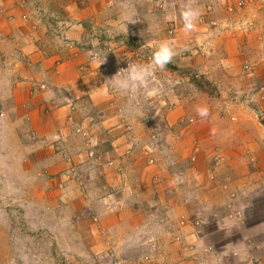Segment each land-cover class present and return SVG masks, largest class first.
I'll return each instance as SVG.
<instances>
[{"label":"crops","instance_id":"obj_1","mask_svg":"<svg viewBox=\"0 0 264 264\" xmlns=\"http://www.w3.org/2000/svg\"><path fill=\"white\" fill-rule=\"evenodd\" d=\"M18 1L21 0H0V19L5 22L8 28L7 33L11 38L19 34L26 44V50L32 52L29 56L25 53L23 57L26 59L28 57L32 62L34 60L40 67L39 76L31 84V88L29 90L27 88L24 96L21 92V98L25 99L23 106L26 108L25 112L29 119L25 123V128L32 127L39 130L38 136L41 139L56 138L58 140L60 138L58 145L75 153L74 158L80 156L91 159L88 154L90 150L95 151L98 156L102 155L101 159L93 158V160L102 161L104 166L85 169L86 172L80 175L82 184L88 185L97 175L105 174V177L112 182L119 179L124 182L123 184L128 185L131 173L126 166L121 165L127 161V165L133 168L141 188L140 190L135 188L127 198L113 204L123 211L121 216L123 219L118 222V227L121 228L119 234H123L126 226H133V221L128 214L141 211V202L137 195L143 193L144 182H148L149 186L146 188L152 193L163 196H166L163 188L168 186L167 189L171 191L167 195L169 207H172L171 211H174L179 218L175 220L174 226L172 225L173 229L166 233L172 236L168 249L163 250L162 242L159 240L155 245L158 251L156 255L163 260V264H224V261L226 264L228 258H235L238 264H264V219L256 221L254 226L246 223V207L244 208L245 204L239 200L243 195L248 196L245 197L247 200L252 198L253 187L264 194V155L254 149L255 141L248 138L249 133L238 129L242 126L241 119L229 116L230 131L236 128V136L227 138L223 137L226 132L219 136L221 123L213 124V121L208 119V114H212L214 109H201L206 113L209 111L208 114L204 116L199 114L198 123L196 119L195 123L186 125L180 120L181 117H197V115H190L195 112H191V109L196 107L195 96L186 90L189 89L188 85L184 86V89L180 87L181 84H176L182 79L175 70L158 68L141 84L128 90L114 87V79L119 80L127 75L129 67L123 68L127 62L133 67L147 66L133 57L136 52L124 44L122 41L124 36H129L134 43H138L139 38L143 39L140 35L145 31L159 34L166 28L175 27L176 37L167 41L173 47L175 56L176 52L180 51V46L195 41L193 39L195 37H192L195 31H200L197 38L201 41L208 35L210 28L195 26L194 30L186 32L181 13H178L175 8L176 0H155L153 4L164 9L158 8L154 12L150 9L141 10L140 6H144L147 0H26L27 4L24 8L14 3ZM186 1L190 2V0ZM22 13L28 15L27 20L21 18ZM215 29L226 38L222 41H220L221 38H217L216 41L210 42V46L203 42L204 49L201 46L197 50L201 53L199 62L203 63L198 68L204 69L202 74L219 88L220 84H217L213 77H220L225 73H229L230 76V69H225L226 65L230 66L231 61L232 64L233 62L236 64L238 55L243 52L249 56L258 54L252 43L255 30L250 25L242 28L239 23L228 31L220 27ZM258 32L264 34L263 31ZM212 33L214 34L215 31ZM154 40L156 38L149 39L147 45L157 50L162 41ZM213 59L216 60L213 61ZM241 59L243 62L246 58L242 56ZM259 64L261 67V63H256V66ZM100 70L105 72V84L100 83ZM119 70L122 71L121 74ZM254 71L245 73L248 82H254V77L255 80L259 79L256 77L257 70ZM159 72L172 77L162 80L158 75ZM250 74L254 76L251 77ZM152 75L156 76L152 77ZM142 85L146 88H142ZM191 86L194 88H191V91L198 90L195 85L191 84ZM228 90L233 92L234 88H228ZM247 90L245 89L241 94L251 95V92ZM161 91L165 95L160 94ZM257 94L260 95L261 92L258 91L255 96ZM14 96L17 97L16 93ZM226 96L235 98L232 94H226ZM163 97L175 104L171 112H164L161 109L159 102ZM71 105H75L78 110L75 122L72 123L68 121ZM258 107L264 110V106ZM120 108L123 109L122 113L118 111ZM189 112L190 116H187ZM2 115L0 116L2 128L6 125L16 130L17 124L13 118H6L5 113ZM145 116L151 117L153 122L151 125H144ZM262 120L264 119L259 120L258 126H262ZM180 123L185 126L182 127ZM129 124L132 126V132L131 139L127 140L124 130ZM175 125L179 131L173 134L174 143L189 151L185 159L187 167L185 161L179 159L176 162L175 158L172 163H175L176 167L171 168L170 158L166 159L165 156L163 157V152L159 151L162 145L159 138H151L149 134L161 126L168 128ZM202 125L211 126L212 131L209 137L206 136L207 130L201 127ZM77 126H88L91 130H106L103 140L107 143L100 145L101 140L94 136L92 146H87L82 136L76 132ZM139 129L142 131L141 136L138 134L135 137ZM13 135L15 136V132ZM143 136L150 141L152 155L157 160L156 167L147 166L146 157L137 152L142 148H137L136 144L138 147L146 144H140L137 141L138 137L144 138ZM212 139L219 141L215 147L216 150L205 147V143L208 145ZM199 140L203 142L200 150L196 151L193 146ZM238 141L242 145H238ZM10 142L5 143L10 145ZM18 142L27 147L24 143L27 142L26 139H18ZM46 142L51 143L48 140ZM227 145L231 147V150L223 148L228 147ZM104 147L105 151H102ZM155 149L156 153H154ZM215 152H220L225 157V161L218 168L214 164ZM137 157L138 160L135 159ZM108 160H112L114 165H108ZM156 169L159 170L157 174L159 178L164 180L163 185L155 186L150 182L151 175L156 172ZM213 175H215L214 178H212ZM228 176L231 180L229 189L225 190L222 183ZM253 180L257 183L252 185L249 181ZM182 181H185L183 187L180 186ZM184 217L187 221L183 219ZM210 219L212 223L209 222ZM184 220L186 223H183ZM100 221L98 225L100 224L101 227ZM197 221L200 222L199 226L195 225ZM241 225L246 226L248 234L235 233V226ZM102 230L108 235L109 242H112L114 237L109 235L104 227ZM252 233L254 237L248 236ZM117 237L116 233L118 240ZM176 242L183 244V247L176 248L173 244ZM158 263L160 264V260Z\"/></svg>","mask_w":264,"mask_h":264},{"label":"rangeland","instance_id":"obj_2","mask_svg":"<svg viewBox=\"0 0 264 264\" xmlns=\"http://www.w3.org/2000/svg\"><path fill=\"white\" fill-rule=\"evenodd\" d=\"M153 2L155 0H147L144 6H140L141 10L150 9L154 12L158 8L164 9L159 5L157 7ZM237 2L238 0H190V2L176 0V3L174 1L178 13L189 6L198 10L196 28L207 26L210 29L208 35L203 37L201 41L197 38L200 31H195L194 36H192L195 37L193 38L195 41L180 46V51L176 52L172 59L179 66L177 75L183 80H181L180 87L188 85L189 89L186 90L195 96L196 107L191 109V112H195L194 114L189 112L187 116L197 115L198 117V110L203 108L206 110L214 109L212 114L207 112L208 119L212 120L213 124L221 123L219 136L221 137L226 132L224 138L236 136V128L230 131L229 116L241 119L242 126H239L238 129L247 131L250 135L248 138L255 141L254 149L264 155V125L258 126L259 120L264 119V110L258 107L264 106V34L258 32H264V0H248L244 9L237 10L233 14L229 13L228 7ZM212 21L216 24L213 25ZM239 23L242 28L250 25L255 30L252 43L258 55L249 56L243 52V54L238 55L239 59L236 64L235 62L232 64L231 61L230 66H225V69H230V76L229 73H225L220 77H213L215 82L220 84L219 88L214 85L217 89L216 96L196 88L195 92L191 91V88L194 89L191 86V84L194 85L191 82V77L195 74L206 76L202 74L204 69L198 68L203 65L199 62L201 54L197 51L200 49L199 47L202 46L204 49L205 44L210 46L211 41H216L217 38H221L220 41H222L226 38L225 35L215 29L216 27L226 28L225 30L228 31ZM7 29L5 22L0 19V116L5 113L6 118H13L17 127L16 130L12 129L11 126L8 128L6 125H3L2 128L0 123V264H139L144 254L152 261L158 263L160 260V264H163V260L157 256L158 251L155 245L159 240L162 242L163 250L168 249L167 246H169L172 236L166 235V233L173 229L172 227L179 218L174 211H171L172 207H169L167 195L170 193H165L166 196L154 194L146 188L149 186L148 182H144L143 193L137 195L141 202V211L136 214L133 212L128 214L133 221V226H126L123 229V234H119L121 228L118 227V222L123 219V217L121 218L123 211L113 204H117L118 200L122 201L127 198L135 188L140 190L141 186L137 183V176L133 168L129 167V164L127 165V161L124 162L125 165L121 164L126 166L131 173L128 185L123 184L124 182L119 179L112 182L105 177V174L97 175L88 185L82 184L80 175L86 172L85 169L93 166H104L102 161L98 162L93 158L84 159L80 156L74 158L75 153L58 145L60 138L58 140L56 138L54 140L41 139L38 136L39 130L37 131L32 127L25 128V123L29 119L25 112L26 108L23 106L25 99L21 97L25 95L27 88L29 90L31 84L36 81L40 67L36 65L34 60L32 62L28 57V60L24 58L25 53L29 56L32 52L26 50V44L19 34L13 35L11 38ZM175 29V27H169L159 34L145 31L140 35L143 39L140 40L139 38L138 43H129V40L132 39L129 36H124L122 41L136 52L133 57L143 62L142 60H147L148 53L156 51L152 46L147 45L149 39L156 38L154 41L169 42L176 37ZM170 30L174 32L170 33ZM213 31H215L214 34ZM203 42L206 43L203 44ZM242 56L246 58L243 62ZM215 60L213 59V61ZM245 62L251 63V71L257 70L258 75L256 77H259L258 80H255V77L253 78L254 82L246 80L247 74L245 73L251 71L244 70ZM256 63H261L262 66L260 67V64L256 66ZM222 67L224 68V66ZM158 75L162 80L172 77L162 72H159ZM250 75L251 77L254 76ZM141 87L146 88L144 85ZM228 88H234V91L232 92ZM245 89H248L247 91H250L251 95H242L241 93ZM258 91L261 94L255 96ZM14 93L17 97L14 96ZM159 93L165 95L163 91ZM226 94H232L235 98H227ZM197 117L193 118L198 119V123L199 117ZM184 126L182 125V127ZM201 127L207 130L205 134L209 137L212 131L211 126L202 125ZM256 128L260 129L257 130ZM216 129H218L217 126ZM228 129L229 133H227ZM153 131L157 133V137L162 143L159 151L163 152V157L171 160V168L176 167V164L172 163L175 158L176 162L179 159L185 161L187 167V160L185 159L188 157L189 151L187 148L175 144L173 140V134L179 131L176 125L168 128L161 126ZM14 132L15 136L13 135ZM91 132L92 137L95 136L101 140L100 145L107 143L103 140L105 133H107L106 130L92 129ZM141 132L139 129L135 137ZM18 139H26L27 142L24 143L27 147L22 146ZM138 139V143L146 144L140 147L136 144L137 148H142L137 152L144 158L152 157L155 163L153 165H150L149 162L146 163L147 166L154 167L157 160L152 155L150 141L145 137H138ZM46 140L51 143L46 142ZM202 140L206 141L205 139ZM7 141H11V144H6ZM202 142L196 141L193 146L194 150H200ZM217 143L219 144V141L216 142L215 139H212L208 145L205 143L206 146H204L206 149L208 147L215 148ZM237 143L242 145L239 141ZM152 146L154 147V145ZM218 146L222 148L221 145ZM223 148L231 150L229 146ZM102 151H105V147L102 148ZM156 152L155 149L154 153ZM218 154L221 153L215 152L213 158ZM135 159L138 160V157ZM158 172L159 170L156 169V172L151 175L150 182L155 186L164 183V180H161L157 175ZM184 182L180 183L181 187H183ZM250 182L252 185L257 183L254 180ZM167 188L168 186L163 188L164 192ZM257 189L252 188L253 195L249 200L245 199L248 197L245 195L239 199L245 204L243 207H246L245 221L251 223L252 226L256 221L264 219V194ZM95 217L99 218L98 222L94 220ZM99 221L102 222V228L99 226L100 224L98 225ZM209 222L212 223L211 219ZM246 226H235V233L243 235L246 232L248 234ZM103 227L109 235L114 237L112 242H109L108 235L103 233ZM252 235L253 233L248 236L252 237ZM173 244L176 248L183 247V244L177 242ZM234 259H226V264H238Z\"/></svg>","mask_w":264,"mask_h":264},{"label":"built area","instance_id":"obj_3","mask_svg":"<svg viewBox=\"0 0 264 264\" xmlns=\"http://www.w3.org/2000/svg\"><path fill=\"white\" fill-rule=\"evenodd\" d=\"M14 3H18V6H20L21 8H24V7H26L27 1L26 0H21V1H18V2H14ZM247 4H248V0H238V2L236 4L230 5L228 7V12L233 14L237 10L244 9L247 6ZM21 18L24 19V20H27L28 19V15L22 13L21 14ZM212 24L215 25L216 23L212 21ZM172 32H174V31L170 30V33H172ZM152 56H153V53H148V55H147L148 58H147V60H142L143 63L145 65H149L151 63ZM243 68L246 71H251L252 70V65L249 62H247V63L245 62ZM121 72L122 71L119 70L120 74H121ZM99 73L101 75L100 83L101 84H105V72H104V70H100ZM176 84L180 85L181 82H177ZM42 87H44V86H42ZM159 105H160L161 109L164 112H171L175 108V104L172 103L170 100H168V98H166V97H163V98L160 99ZM70 110H71V113L68 116V121L72 123V122H75V117H76V114H77L78 110H77V107L75 105H71ZM122 110H123L122 108L118 109L119 113H122ZM180 120L182 122H184L186 125H191V124L195 123V121H196V119L193 118V117H191V118L181 117ZM143 123H144L145 126L151 125V123H152L151 117L150 116H145L144 120H143ZM76 132L82 136V138L84 139L85 144L87 146H92L93 137H92L91 129L88 126L87 127L77 126L76 127ZM131 132H132V126L129 124V125L126 126V129L124 130V133L126 135V139L127 140L131 139ZM149 134H150L151 138H156L157 137V133L156 132H150ZM145 152L147 153V151H145ZM88 154H89V157H91V158H96V159H98V158L101 159L102 158V155L98 156V154H96L95 151H93V150H90ZM146 159H147V162H149L150 165H153L155 163V160L152 157L151 158L148 157ZM224 161H225V157L222 154L215 155L214 164H215L216 168L220 167L223 164ZM107 164L112 166V165H114V162L112 160H108ZM119 170H120V168H119ZM214 177H215V175L212 176V178H214ZM230 180H231L230 177H228L226 179V181L224 183H222L223 189H225V190L229 189ZM165 193L166 194L171 193L170 189H166ZM183 219H185L187 221V219L185 217ZM94 220L96 222H98L99 218L95 217ZM184 221H183V223H186V221L185 222ZM190 223H192V221ZM195 225L199 226L200 222L199 221L195 222ZM149 263L150 264H159V263H157V261H152V259H150L148 256H144V258L141 260V262L139 264H149Z\"/></svg>","mask_w":264,"mask_h":264},{"label":"clouds","instance_id":"obj_4","mask_svg":"<svg viewBox=\"0 0 264 264\" xmlns=\"http://www.w3.org/2000/svg\"><path fill=\"white\" fill-rule=\"evenodd\" d=\"M199 16L198 10L189 6L181 11V17L184 22V30L190 32L195 28V22ZM175 52L173 47L168 42H162L157 50L153 53L151 63L147 66L129 65L127 75L119 80L114 79V87L128 90L141 84L153 71L163 69L172 60ZM201 116L207 115L205 111L198 110Z\"/></svg>","mask_w":264,"mask_h":264},{"label":"trees","instance_id":"obj_5","mask_svg":"<svg viewBox=\"0 0 264 264\" xmlns=\"http://www.w3.org/2000/svg\"><path fill=\"white\" fill-rule=\"evenodd\" d=\"M131 42L133 41L130 39L129 43ZM165 68L177 71L179 66L176 63H173V61H170ZM191 82L198 88V90L216 96V87L206 77L195 74L191 77Z\"/></svg>","mask_w":264,"mask_h":264},{"label":"water","instance_id":"obj_6","mask_svg":"<svg viewBox=\"0 0 264 264\" xmlns=\"http://www.w3.org/2000/svg\"><path fill=\"white\" fill-rule=\"evenodd\" d=\"M128 67H129V62H127L123 68L127 69ZM262 124L264 125V120H262Z\"/></svg>","mask_w":264,"mask_h":264}]
</instances>
